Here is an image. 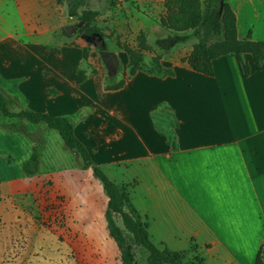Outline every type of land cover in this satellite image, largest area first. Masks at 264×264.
Masks as SVG:
<instances>
[{
	"label": "crops",
	"instance_id": "1",
	"mask_svg": "<svg viewBox=\"0 0 264 264\" xmlns=\"http://www.w3.org/2000/svg\"><path fill=\"white\" fill-rule=\"evenodd\" d=\"M6 47L0 45V77L23 80L19 89L29 109L72 119L74 115L80 117L79 123L73 120L77 137L87 147L94 162L114 182L128 188L135 210L141 216L149 217L152 233L157 229L168 232L174 224L189 239L196 240L205 234L208 239L203 244L205 264H255L260 251L263 256L264 97L260 123L253 134L247 130L246 99L242 118L238 110L240 89L244 93L247 88L253 90L250 84L256 73H264V70L255 69L251 56H246L251 66L249 77L243 75L234 55L214 60L213 77L163 57L162 65L171 68L174 76L139 71L116 91L105 90L106 75L98 70L81 85L91 90L87 91V98L92 102L93 88L106 100L117 99L108 105L100 104L104 110L101 115L91 101L87 105L67 102L61 96V84L50 83L44 75L46 69H51L62 77L66 74L64 78L72 84V80L77 79L78 63L74 74L69 75L71 51L65 50L62 58L55 62L54 51L41 45H23L46 63L34 77L13 69L15 56ZM91 58L93 60L92 53ZM64 59L67 65L71 64L66 70L62 65ZM50 88L58 89L59 94L54 96ZM262 88L264 92V82ZM86 109L89 111L81 114ZM158 114L165 121L172 116L173 133L159 126L155 119ZM16 135L25 143L18 162L22 168L37 141L34 135L20 131ZM42 153L36 175L28 177L22 171L19 177L3 181L10 193L35 191L41 187V181L44 184L45 178L40 176ZM64 171L56 174L55 184L71 187L69 189L79 186ZM132 191L148 199L150 207L140 208L132 198ZM84 203L86 211H74L70 220L91 221L80 237L88 239V255L95 252L97 223L93 200L87 195L78 206ZM66 230L65 241L57 245L50 264L56 258L60 264H64L63 258H68L70 264H78L79 248L69 239L78 238L79 231L73 227ZM46 235L26 213L1 215L0 264H39L47 246ZM166 239L162 237V240ZM162 242L168 247L166 241Z\"/></svg>",
	"mask_w": 264,
	"mask_h": 264
},
{
	"label": "rangeland",
	"instance_id": "2",
	"mask_svg": "<svg viewBox=\"0 0 264 264\" xmlns=\"http://www.w3.org/2000/svg\"><path fill=\"white\" fill-rule=\"evenodd\" d=\"M70 1L64 0L59 3L55 0H0V45L8 46L5 49L15 56L12 63L13 69L30 73L28 75L35 77L40 69L46 67V63L42 58L29 53L28 49L22 46L41 45L47 50L54 51L56 55L55 62L62 58L65 50L71 51L73 58H78V60L72 58V67L69 74L72 76L76 63L78 64L75 74H77L79 68L83 67L82 49L89 42L92 44L90 54H93V60L89 58V63L92 68L97 70V73L98 70L105 73V81L107 78L111 79L107 80L109 86L121 80L127 82L133 77L129 76L128 55L122 45L128 44L136 47V40L141 32L146 35V43L150 47L149 51L143 52V72L149 73L154 68L153 58L158 54L157 44L159 42L164 43L169 36L160 22L165 14L164 3L166 0H79L81 4L76 9L78 15L85 11L97 13L91 27H95L98 34L90 33L88 35H85L83 30L85 24L80 25L79 17L72 18L69 16ZM229 2L234 8L237 18L239 36L247 37L250 35L253 40L264 41V0H234V4L232 0H229ZM96 47L101 49L99 50ZM101 50L112 51L118 57L119 64L113 74L109 73L104 64L100 56ZM191 50L192 46L190 44L180 45L172 53L163 57L169 61L181 62L182 65L190 68L188 63L182 60L191 53ZM163 57L160 61L161 64ZM67 64L64 59L62 61L64 70L71 65ZM44 75L50 83L58 82L61 84V96L70 104L77 103L78 105L82 103L87 105L90 101L92 102L87 98V91L91 90H87L82 85H77L76 78L72 80L71 84L64 78L66 74L62 77L51 69H46ZM22 81L21 78L3 80L0 77V88L6 94L9 107L13 111L28 108L27 100L19 89ZM263 82L264 73H256L253 83L250 84L253 90L247 88L246 93H244L243 89H240L241 105L238 110L242 118L243 103L246 99L247 130L249 134H253L260 123V108L263 105L264 97V92H262ZM49 90L54 96L59 94L56 88H50ZM95 91L93 88V102L95 103L92 102V105L103 115L104 110L99 105H108L112 101H117V99L106 100ZM87 111L89 109L81 112V114ZM79 119V116H73L76 123H79ZM155 119L160 127L162 126L163 129L165 128V130L173 133L174 122H172V116L169 115L165 121L162 115L158 114ZM19 131L22 134L34 135L36 141L42 143V149L45 148V150H41V153H43L40 175L45 180L43 181L44 184H42V181L40 182L41 187L38 190L24 193L19 191L18 194L10 193L3 186V181L22 175V168L18 165V162L22 158L25 143L15 137ZM171 142H173V135H171ZM62 169L65 170V175L76 180L79 186L69 189L71 187H62L58 183L55 184L56 174ZM131 193L133 200L140 208L150 207L148 199L141 198L139 193L135 194L133 191ZM87 195L94 203L97 223L96 235L98 238L95 239V252L88 255L86 254L88 239L83 240L80 237L82 232L87 230L91 221L84 219L72 222L70 220V215L74 211H86V203L79 205V207L78 202L83 200L84 197L86 198ZM107 200L103 186L92 169L83 168L81 158L74 152L64 148L63 142L56 131L50 130L42 124L34 125L25 120L7 119L0 114V216L8 213H26L34 218L41 232H46L45 242L48 247L44 248V256H39V264L51 263L50 259H54L57 245L65 241L64 236L67 227L77 228L79 231V239L76 236L69 239L74 246L79 248L78 264H120V251L110 237L106 226ZM132 208L135 209L131 202L128 209L131 210ZM89 209H91L90 205ZM140 220L148 223L150 239L160 249L166 247V244L162 242L166 241L167 248L170 250L185 251L184 264H197L198 259L203 258L205 255L203 244L208 240L205 234H201V237L196 240L189 239L184 232L180 233L179 228L175 227L174 224L168 232L157 229L152 233L149 217L140 215ZM118 222L119 226L122 227V223ZM126 236L134 247L135 264H148L146 250L136 246L132 241V237L127 233ZM162 237L167 239L162 240ZM67 259L63 258L64 264H70ZM53 264H60V262L56 258Z\"/></svg>",
	"mask_w": 264,
	"mask_h": 264
},
{
	"label": "trees",
	"instance_id": "3",
	"mask_svg": "<svg viewBox=\"0 0 264 264\" xmlns=\"http://www.w3.org/2000/svg\"><path fill=\"white\" fill-rule=\"evenodd\" d=\"M59 3L64 0H55ZM81 4L79 0L69 2V16L79 17L85 24V35L98 34L95 27H91L97 13L85 11L81 15L76 13ZM165 14L160 22L169 34L168 39L157 44L158 54L153 58L154 68L149 74L174 76L171 68H165L161 63L164 55L172 53L177 46L190 44L191 53L182 61L196 73L206 77L215 75L213 62L226 55H234L245 77L251 74V66L246 56L251 55L257 71L264 70V41L251 39L248 35L244 39L238 36L237 18L229 0H166ZM136 47L120 44L128 55L129 76L134 77L143 71V52L149 51L146 35L141 32L137 37ZM91 43L82 49L83 67L77 70L76 83H85L97 70L89 63ZM101 49L100 47H96ZM105 81L106 91H116L123 88L125 80L110 85ZM113 79V78H112ZM111 80V79H110ZM0 114L7 119L25 120L30 124L44 125L56 131L60 136L66 150L77 154L83 168H91L96 178L101 182L107 196V210L105 214L106 226L110 237L120 251V264H135V253L132 243L128 241L126 233L132 237L133 243L144 248L148 253V264H184L185 251H172L165 247L160 249L152 242L148 233V223L140 220L135 209L129 210L131 205L130 192L126 186L114 182L104 170L91 157L87 147L80 141L75 133V122L68 116H53L48 113L33 111L29 108L13 111L9 107L6 94L0 88ZM42 143L36 146L28 159L22 164V171L26 176L36 175L41 166ZM122 227L119 226V222ZM197 264H205L204 258H199ZM255 264H264L262 251L256 258Z\"/></svg>",
	"mask_w": 264,
	"mask_h": 264
},
{
	"label": "water",
	"instance_id": "4",
	"mask_svg": "<svg viewBox=\"0 0 264 264\" xmlns=\"http://www.w3.org/2000/svg\"><path fill=\"white\" fill-rule=\"evenodd\" d=\"M80 25H82V22ZM100 56H101V58L105 64V66L109 70V73L113 74L115 72L114 70L118 67V64H119L118 57H117L116 53H114L112 51H108V50H101Z\"/></svg>",
	"mask_w": 264,
	"mask_h": 264
}]
</instances>
